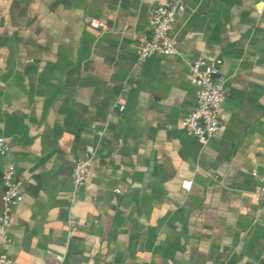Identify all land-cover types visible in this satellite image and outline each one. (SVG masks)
Here are the masks:
<instances>
[{
    "label": "crops",
    "instance_id": "0c3cea01",
    "mask_svg": "<svg viewBox=\"0 0 264 264\" xmlns=\"http://www.w3.org/2000/svg\"><path fill=\"white\" fill-rule=\"evenodd\" d=\"M169 1L0 0V209L4 168L23 196L0 252L14 264H264V0H180L175 47L221 58L226 77L205 143L181 127L197 94L185 59L138 56Z\"/></svg>",
    "mask_w": 264,
    "mask_h": 264
},
{
    "label": "built area",
    "instance_id": "2783aa9c",
    "mask_svg": "<svg viewBox=\"0 0 264 264\" xmlns=\"http://www.w3.org/2000/svg\"><path fill=\"white\" fill-rule=\"evenodd\" d=\"M185 9L180 0L169 1L166 4H158L151 11L150 36L144 37L139 50L140 60L160 54L164 56L177 55L185 59L191 79L197 87L196 104L190 113L181 121V127L188 134L193 135L201 143L214 137L221 126V113L226 97V77L221 71L222 59H206L199 57L187 59L185 54L179 51L171 38V32L177 14ZM90 25L95 28L106 29V24L97 19H92ZM119 110L124 105L118 106ZM101 134V131H98ZM10 150L6 139L0 135V157L5 156ZM93 164V153L78 158L72 168L73 196L89 179ZM211 173L213 170L211 169ZM215 177V175H214ZM259 187L254 192V197L259 203H264V173L259 177ZM1 182L4 187L0 209V247L7 241V228L10 223L13 207L22 200L20 182L15 179V168L8 166L2 170ZM191 180L185 179L181 186L189 190ZM116 191L120 192L119 189ZM84 224L70 217L68 227L70 231H76ZM0 264H14V259L0 252Z\"/></svg>",
    "mask_w": 264,
    "mask_h": 264
}]
</instances>
